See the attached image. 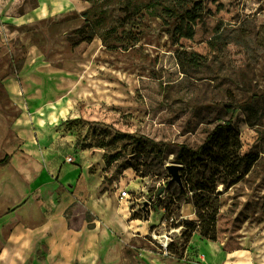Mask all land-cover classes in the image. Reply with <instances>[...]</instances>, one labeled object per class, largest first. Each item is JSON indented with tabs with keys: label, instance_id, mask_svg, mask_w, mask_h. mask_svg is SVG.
<instances>
[{
	"label": "rangeland",
	"instance_id": "374dc122",
	"mask_svg": "<svg viewBox=\"0 0 264 264\" xmlns=\"http://www.w3.org/2000/svg\"><path fill=\"white\" fill-rule=\"evenodd\" d=\"M148 1L0 0V74L15 87L0 89L1 107L30 130L15 165H0V264H264V117L250 126L234 114L241 152L259 160L213 195L214 222L167 169L232 105L264 99V0H185L197 23L183 34L147 14ZM125 6L144 14L140 42L110 49ZM87 25L93 42L75 45ZM181 49L201 65L179 64ZM81 150L95 151L85 175L74 168ZM114 193L125 220L137 217L129 238L92 207Z\"/></svg>",
	"mask_w": 264,
	"mask_h": 264
},
{
	"label": "trees",
	"instance_id": "16d2710c",
	"mask_svg": "<svg viewBox=\"0 0 264 264\" xmlns=\"http://www.w3.org/2000/svg\"><path fill=\"white\" fill-rule=\"evenodd\" d=\"M144 10L151 16L161 17L165 24L174 26L176 34L194 33L197 21L194 11L186 7L185 0H149ZM122 11L124 15L120 18L121 34L118 35L116 29L108 31V34L112 36L110 49H128L131 45L140 42V36L134 30L141 23L140 20L144 14H138L128 6L123 7ZM187 22L189 25L186 24ZM77 34L78 39L75 45H80L83 42H93L96 31L87 25L78 29ZM177 58L179 64L184 67L185 65L199 66L202 59L198 53L188 52L186 49L179 50ZM239 108L245 112V122L255 126L264 117L263 96L255 94L251 101L232 105V117L217 123L198 147L183 143L177 152L176 162L182 165L180 174L183 180L179 193L195 192L200 203L199 217L208 218L213 222L216 220L217 210L213 195L221 193L219 191L221 186L228 190L242 181L259 160L257 153L243 154L241 152V131L233 120ZM8 158L9 155L0 160V165L5 164ZM106 164L109 165V161ZM169 184L172 185L173 181L170 180ZM166 210L169 214L166 219L169 220L172 218V213L167 208ZM136 218L133 217V219ZM173 244V242L169 244L168 250H172Z\"/></svg>",
	"mask_w": 264,
	"mask_h": 264
},
{
	"label": "crops",
	"instance_id": "0c3cea01",
	"mask_svg": "<svg viewBox=\"0 0 264 264\" xmlns=\"http://www.w3.org/2000/svg\"><path fill=\"white\" fill-rule=\"evenodd\" d=\"M0 66H1V61H0ZM3 87H7L8 91L15 89V87L11 86V79L5 78L4 75L0 74V89H3ZM1 104H2V100L0 98V160L5 159V157L9 155L8 158L9 161H7L4 165L11 166V165H15L17 159L16 150L19 147V143L17 140L21 141V138H24V136L27 137V135L30 134V130L28 129L27 124H25L24 119L22 118L11 119V116L6 112L4 108L1 107ZM38 131L42 132L40 129H38ZM94 152L95 151L92 150H86V151L81 150V152L78 153L77 162L79 164L77 166H74V168L77 171L80 170L82 172L81 175H85V166L87 164L91 165L92 161L88 160V156L95 154ZM66 165L67 164L63 163V159H61V162L58 165V171L60 176L58 177L57 184H66L69 182V180L74 179V178L66 179L67 176L63 177L61 175ZM98 166H100L102 171L105 168L103 155H102V162L98 163ZM127 172L130 173V171ZM105 174H108L107 171H105ZM125 216H127V213ZM125 218L126 217H124L123 220H119L117 217H115L112 218L107 223L109 226L113 228L114 231L120 232L122 234L124 233L126 235V229L124 227V223L128 226V229L131 230V227L137 226L136 224L137 220L132 219L130 221L131 224H129V222H127Z\"/></svg>",
	"mask_w": 264,
	"mask_h": 264
},
{
	"label": "bare ground",
	"instance_id": "6f19581e",
	"mask_svg": "<svg viewBox=\"0 0 264 264\" xmlns=\"http://www.w3.org/2000/svg\"><path fill=\"white\" fill-rule=\"evenodd\" d=\"M118 195L114 193L112 196L106 194L102 199H95L92 202V207L95 211H97L106 222H109L112 218L117 217L119 220H123L127 211H129V206H124L121 208L117 202ZM104 204L109 207L107 210ZM126 210V211H125ZM124 227L126 229V237L129 238L131 235V231L128 229V226L124 223Z\"/></svg>",
	"mask_w": 264,
	"mask_h": 264
},
{
	"label": "water",
	"instance_id": "95a60500",
	"mask_svg": "<svg viewBox=\"0 0 264 264\" xmlns=\"http://www.w3.org/2000/svg\"><path fill=\"white\" fill-rule=\"evenodd\" d=\"M181 167L182 165L177 164V163H172L167 166V169L172 176L171 181L177 182L180 186L183 185L182 176L180 174Z\"/></svg>",
	"mask_w": 264,
	"mask_h": 264
},
{
	"label": "built area",
	"instance_id": "2783aa9c",
	"mask_svg": "<svg viewBox=\"0 0 264 264\" xmlns=\"http://www.w3.org/2000/svg\"><path fill=\"white\" fill-rule=\"evenodd\" d=\"M68 160L71 161L72 158L70 157V158H68ZM129 195H130V194H129V191H128V190H123V191H121V193H120V198H121V199H125V198L128 197ZM170 219H173V217L170 218ZM169 244H170V243H165V244H164L166 250H168V246H169Z\"/></svg>",
	"mask_w": 264,
	"mask_h": 264
}]
</instances>
